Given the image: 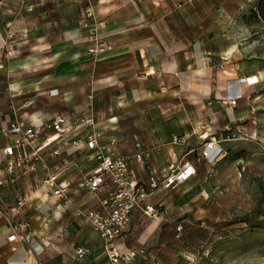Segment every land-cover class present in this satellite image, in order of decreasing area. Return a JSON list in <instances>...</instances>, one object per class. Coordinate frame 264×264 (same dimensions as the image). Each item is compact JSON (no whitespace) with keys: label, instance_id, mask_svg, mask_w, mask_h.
<instances>
[{"label":"crops","instance_id":"1","mask_svg":"<svg viewBox=\"0 0 264 264\" xmlns=\"http://www.w3.org/2000/svg\"><path fill=\"white\" fill-rule=\"evenodd\" d=\"M252 1L0 0V264H107L99 236L76 216L96 209L102 196L76 186L96 168L98 149L85 145L91 131L99 133L103 153L129 156L136 143L149 150L144 164H130L136 183L147 185L150 176L165 177L188 161L196 174L177 187L183 193L201 190L203 185L193 182L197 166L217 162L196 157L211 139L224 151L225 140L198 127L194 136L191 127L207 123L213 133L238 130L249 93L264 80L263 70L244 63L241 43L234 39ZM87 8L110 45L96 57L87 51L81 24ZM6 50L12 52L9 58ZM218 99L237 104L222 106ZM57 115L72 126L69 134L41 135L23 150L12 147L10 123L39 124ZM173 135L184 136L188 148L172 145ZM48 137L50 143L35 154ZM50 175L68 185L64 197L42 188ZM175 188L147 196L117 241L122 249L143 251L135 264L146 257L161 263L153 261L164 254L157 245L165 230L162 205ZM18 200H24L20 211ZM158 204L156 217L144 215L145 206ZM8 212L13 222L6 220ZM14 223L21 228L9 242ZM79 247L88 249L83 258L74 253Z\"/></svg>","mask_w":264,"mask_h":264},{"label":"rangeland","instance_id":"2","mask_svg":"<svg viewBox=\"0 0 264 264\" xmlns=\"http://www.w3.org/2000/svg\"><path fill=\"white\" fill-rule=\"evenodd\" d=\"M238 23L234 39L241 43L244 63L264 71V0H253ZM249 95L235 123L238 130L213 133L207 123L191 127L194 136L198 127L225 140V149L215 165L197 166L193 182L202 184L201 190L183 193L179 186L167 193L165 230L157 239L164 254L153 263L264 264V80ZM173 136L188 148L184 136ZM194 155L192 150L189 157ZM137 263L151 264L147 257Z\"/></svg>","mask_w":264,"mask_h":264},{"label":"built area","instance_id":"3","mask_svg":"<svg viewBox=\"0 0 264 264\" xmlns=\"http://www.w3.org/2000/svg\"><path fill=\"white\" fill-rule=\"evenodd\" d=\"M81 24L85 29V39L88 43L87 51L94 57L104 53L110 49V45L104 41L103 36L98 32L101 23L95 12L91 8H87L80 16ZM12 52L6 50L4 57L9 58ZM91 98V96H89ZM217 102L226 107L236 106V100L218 99ZM209 105L211 103H208ZM85 124L92 125L91 120H86ZM73 130L62 115H57L52 119L40 122L39 124H24L22 122H12L8 125L6 131L13 134V148L15 150H23L30 147L41 135L53 134L62 136L69 134ZM99 133L91 131L86 136L85 145L88 149H98L96 153V168L93 173L86 175L77 183V189L86 190L90 194L101 195L99 204L96 209H88L77 212L76 216L82 218L84 223L89 225L99 236L102 243V251L106 256L107 264H135L139 255H143V251L132 249H122L117 241L121 239L128 230L131 215L133 211L141 209L143 200L158 189L175 188L178 185L187 182L195 174V166L183 161L161 180L155 176H150L147 189L146 186L138 184L132 179L129 171L130 164H144L150 157L149 150L144 148L140 143L135 144L136 152L132 155H121L114 153H103L99 149ZM51 138L48 137L35 152H39L44 146L50 143ZM113 141V140H112ZM180 139L177 136L171 138L172 145H178ZM7 152V150H6ZM223 155V149L218 143L211 139L202 146L200 156L196 161H205L214 164ZM56 175L47 176L42 181V188L54 197L61 198L66 194V187L57 182ZM1 184V182H0ZM24 205V200H18L16 210L20 211ZM160 206H145L143 213L145 216L156 217ZM6 220L14 221L12 213H6ZM27 228L26 223L21 224ZM13 233L7 238L12 242L16 238L15 231L21 226L14 223ZM23 240L29 242L26 237ZM77 258H83L88 249L79 247L74 249Z\"/></svg>","mask_w":264,"mask_h":264}]
</instances>
